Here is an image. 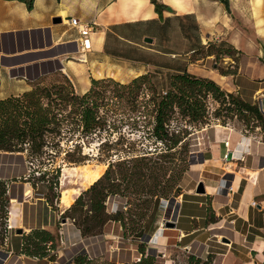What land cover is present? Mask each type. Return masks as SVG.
<instances>
[{
	"label": "trees",
	"instance_id": "1",
	"mask_svg": "<svg viewBox=\"0 0 264 264\" xmlns=\"http://www.w3.org/2000/svg\"><path fill=\"white\" fill-rule=\"evenodd\" d=\"M22 1L29 8L32 6V0ZM150 1L160 16L167 10L157 0ZM221 44L228 48L227 52L236 51L224 42ZM198 47L202 49L203 46ZM49 78L53 80L45 83ZM148 79V74L134 78L128 84H120L112 79H92L88 90L78 94L66 75L54 72L34 81L30 90L0 100V153L24 157L28 174L21 181L32 188L45 183V177L52 173L53 180L44 187L47 193L43 197L52 210L53 199H59L57 191L61 167L56 165L62 155L61 162L80 164L86 157L82 153L83 147L93 140L99 142L98 151L107 159L112 150L124 154L116 162L118 170L114 171V165L110 163L104 174L78 195L74 203L62 212L59 220L56 219L54 229L36 228L23 233L16 253L45 263L55 261L65 239L60 223L68 220L80 239L104 236L108 225H118L120 237L133 242L141 255L134 264H152V256L147 254L144 239L154 231L160 199L168 200L171 196L179 195V180L187 170V138L190 133L185 126L187 122H203L204 101L211 99L217 103L216 117L223 113L225 117H236L242 122L244 135L256 129L264 133V116L258 105L224 91L211 79L193 76L185 69L176 70L167 75L165 90L160 92ZM146 83L151 93L146 101L149 109L147 117L151 119L148 134L155 147L146 153L130 155L126 148L130 150L136 144L132 138L136 134L134 129L127 134L111 128L107 116L114 113L123 100L130 102L131 113H140L138 100ZM129 120L134 123L139 117H129ZM122 141L129 147L119 150ZM177 154L179 157H176ZM34 162L40 165L37 177H33L35 172L30 168ZM43 164L46 167H42ZM172 167L177 169V173L161 187L162 180ZM12 181L16 182V179ZM9 184V181L0 179V248L8 237L11 212ZM117 194L126 198V207L136 202L151 203L153 210L148 216L132 211L130 207L119 206L111 211L107 207V200ZM217 253L210 250L204 257L190 253L188 264H212L213 255ZM148 257H151L150 260ZM92 260L81 252L67 264H89Z\"/></svg>",
	"mask_w": 264,
	"mask_h": 264
},
{
	"label": "rangeland",
	"instance_id": "2",
	"mask_svg": "<svg viewBox=\"0 0 264 264\" xmlns=\"http://www.w3.org/2000/svg\"><path fill=\"white\" fill-rule=\"evenodd\" d=\"M256 15L258 17L259 14ZM190 28L191 25L187 23V29ZM192 41L193 39L187 37V47L185 48L178 41L174 42L172 46L163 44L152 47L154 48L153 50L159 52V54H152L153 56L146 58L151 61L153 67L136 71L118 68L110 69V71L109 69H105L103 70L104 72L101 71L95 74V76L101 77L105 74L108 77L102 79H112L120 84H128L132 79L148 74V81L157 87V92H160L161 90H165L168 74H173L176 70L185 69L193 76L213 80L224 91L237 94L248 103H256L258 105L259 100L264 99V90L254 93V87H258L254 83H261V88H264V39H238V47L240 49L238 52L233 50L232 52H227L228 48L221 43L224 42L228 47L231 45L226 41L217 39L216 41L212 40V42H208V45L203 46L202 49L194 46L193 48L196 50L194 53H182L183 50H191ZM252 41H255V45ZM142 46L150 48L146 43H142ZM168 48L170 50H179L181 52L179 54L180 56L167 55L165 52H168ZM77 57H79V54ZM52 80L53 78H49L45 83L48 84ZM74 87L81 94L79 92L81 91V87L78 85H74ZM149 97H151V93L146 83L138 100L140 103V113H131L130 102L123 100L121 106L115 109L114 113H108L107 116V122L111 128L120 129L127 134L134 129L136 134L132 138L136 144L130 150L126 148V151H129L128 153L130 155L146 153V151L155 147L148 134V131L151 129V119L147 117V111L149 109L146 101ZM204 104L205 119L203 122H187L185 126L187 132L190 133L187 138V170L179 180V195L176 197L171 196L168 200L160 199V204L155 213L154 231L152 235L144 239L148 247L147 254L152 256V259L150 260L151 257H148V260L152 261V264H188L189 254H199L202 249V246L199 243H195V240L199 234L205 232V229L203 227L202 229H198V227L203 226V223L206 224V221L211 223V229H218L225 225H221V223L228 220L227 216L224 215L225 213H221V211H217L218 213L215 212L217 207H227L226 212H228L227 209H233L235 211L237 207L236 193L239 191L242 194L244 187L248 184L247 179L255 176L247 170L262 167V165L258 164L252 165L250 159H247L245 162L243 159L248 154H259L256 152L262 148L260 143L264 142V134L256 129L248 133V135H244L242 132L244 126L236 117H225L223 113L216 117L214 112L218 108L217 103L211 99H206ZM134 116L139 117V120L133 123L129 120V117ZM227 137H229V146L225 147ZM98 145L99 142L93 140L90 144L83 147L82 153L86 157L80 164L74 165L61 162L63 155L57 160L56 166H60L61 170L57 191L59 199L58 201L53 199L54 210L50 209L46 204V200L43 199L47 193L44 187L53 180L52 173L45 177V183H39L34 188L29 184H24L21 181L22 177L16 179V182H13V179L9 181V185H12L14 189L15 187L17 190L21 188L19 190L20 193L18 192L19 194L15 197L16 203L21 208V211L26 213L31 212V208L33 209L35 221L31 224H36L40 227L46 219L50 226L48 229H54L56 219L59 220L62 212L67 209L60 202V197L63 192L72 194L74 203L78 195L90 186L88 185L85 188L81 186L85 183V174L88 170H95L98 166H104L105 172L110 163H113L114 171L118 170L119 167L116 166V162L124 154L112 150L109 152V155H111L110 158L107 159L99 153ZM247 145L250 147L246 148ZM121 147L125 148L129 147V145L125 141H122L118 149L120 150ZM176 157H179V154ZM12 161L16 167L18 164H21L16 159ZM24 164L27 169L25 161ZM44 165L42 167H46ZM173 167L162 180L161 187L166 184L169 178L171 179L173 174L177 173V169ZM30 168L32 172H35L33 177H37L36 173L39 171L40 165L34 162ZM27 174L28 170L25 176ZM234 182L238 184V191L235 185L233 186ZM249 182H253V179ZM14 183L16 184L14 185ZM201 186L203 187V192L198 193L201 191ZM17 190L15 189V191ZM230 190H233V192H230ZM74 192L76 194H73ZM257 193L258 190H255L254 194ZM242 198L245 200L247 196H243ZM230 200L231 202L229 204ZM125 202L126 198L121 196V194H117L108 198L107 207L109 210L114 211L119 206L126 207ZM258 204L257 199H252L249 202V209L258 212L256 210ZM211 205H214L212 208L215 210L211 209ZM18 207L14 208V212L19 210ZM129 207L132 211H137L146 216L153 210L151 203L138 204L136 202V204H132L126 208ZM259 210H262L261 206H259ZM251 213L246 223L242 226V229H237L238 233L242 236L234 233L231 228V230H226V226H223L225 227L224 232L211 230L212 240H216V243L209 242V246L207 249L205 247V250L218 251V254L213 255L212 264H241L236 257V253L242 251L241 249L236 250L238 247L237 244H241L240 239L244 237L248 238L251 234L250 229H253L252 231L256 233L257 231L255 229L264 228V223L258 224L254 221L255 219L251 217ZM195 215H197V220L189 219ZM222 215L224 217L222 222H220ZM232 216H235L234 212ZM232 216L228 215V217ZM11 219L13 220L14 218L11 217ZM8 224L11 228L10 231L14 232V230L19 229L17 221ZM169 224H173V227ZM191 228L194 231L187 234V229L191 230ZM60 229L62 230L61 233L65 235L64 243L68 244L73 241H80V238L77 236V231L73 228L70 221L65 220V223L61 221ZM258 233L256 235L257 237L259 236ZM262 233L264 235V230ZM90 239H95L97 243L93 244L98 245L99 243L101 247L97 246L95 252H91L93 256L91 259L93 260L89 264H134V262L141 258V255L137 252L136 245L120 237L118 225L116 224L108 225L104 236ZM253 240H261V243L259 246L254 247L257 252L251 251V256L249 255L251 257L250 264H264V257L261 254L264 241L262 239H256V237L251 239V241ZM84 242L89 243L90 240ZM7 244L9 245V243ZM5 247L7 246L4 244L0 248V264H5L4 261L7 258L6 254L4 256L2 255ZM205 250L201 252L203 257L206 254Z\"/></svg>",
	"mask_w": 264,
	"mask_h": 264
},
{
	"label": "crops",
	"instance_id": "3",
	"mask_svg": "<svg viewBox=\"0 0 264 264\" xmlns=\"http://www.w3.org/2000/svg\"><path fill=\"white\" fill-rule=\"evenodd\" d=\"M157 2L167 7L161 16L155 11L150 0H32L30 8L22 0H0V100L20 95L30 90V85L37 79L59 71L63 72L73 85L81 87L79 92L83 94L88 90L92 79L108 77L105 74L96 77L95 74L98 72L113 68L136 71L153 67L151 61L146 58L159 52L152 47L163 44L172 46L178 41L185 48L187 37L193 41L191 50L182 51L185 54L192 53L194 46H205L217 39L228 42L236 51L240 50L238 39H264V0H157ZM256 14H259L258 17ZM70 20L77 21L79 28L90 27L91 32L87 37H82L77 27L68 24ZM187 23L191 25L189 33ZM83 39H89L90 42V49L82 52L84 57L81 58H85L84 62L79 60L81 54L78 51ZM145 39H152V43H146ZM254 42L252 41L255 45ZM142 43H146L150 48L143 47ZM168 49L167 55L181 54L179 50ZM254 84L258 86L254 87V93L264 90L261 83ZM256 153L259 154H248L243 159L244 162L250 159L252 165L258 164L262 167L247 170L255 176L247 179L248 184L242 194L238 191L237 182L233 184L238 191L236 210L227 209L226 212L227 207L219 206L215 211L225 213L228 220L222 222L224 217L222 215L221 225L225 224L223 226H226V230L232 229L237 235L240 234L237 229H242L250 212L254 221L258 224L264 223V148ZM14 159L21 164L16 167L12 161ZM26 173L22 155L0 153V179L11 181L24 177ZM251 179L253 182H249ZM12 188L13 186L9 185L11 212L8 223L17 221L23 233L36 228L48 229L50 226L46 219L40 227L31 224L35 221L33 209L31 208V212H22L16 203V196L11 194ZM19 190L21 188L17 190V194L20 193ZM255 190H258L257 194H254ZM243 196L247 198L244 200ZM252 199H257L259 203L256 209L258 212L249 209V202ZM230 202L231 200L229 204ZM212 206L214 205H211V209L215 210ZM259 206L262 210H259ZM15 207L19 209L16 212ZM233 212L235 216H232ZM196 216L189 219L197 220ZM203 224L198 229L203 227L205 232L199 234L195 240V243L202 246L201 252L205 247L207 249L209 242L216 243V240H212L211 230L225 231L223 226L211 229V223L206 221V224ZM16 230L8 231L5 243L7 247L2 251L3 256L7 255L5 264H67L81 252L92 258L91 252H95L97 246L101 247L99 243L93 244L97 243L95 239H80L68 244L63 242L56 260L45 263L16 253L21 245V235L17 236ZM252 230L250 229L251 234L248 238L240 239L241 244L237 242L236 250L242 251H238L236 257L241 264H250L251 251L257 252L254 247L261 243V240L251 239L256 237L264 241L262 233L264 228L255 229L256 233ZM191 231L194 230L187 229V234ZM88 240L89 243L84 242ZM201 252L196 255L203 257ZM263 252L264 246L261 249L264 257Z\"/></svg>",
	"mask_w": 264,
	"mask_h": 264
},
{
	"label": "bare ground",
	"instance_id": "4",
	"mask_svg": "<svg viewBox=\"0 0 264 264\" xmlns=\"http://www.w3.org/2000/svg\"><path fill=\"white\" fill-rule=\"evenodd\" d=\"M115 69V68H114ZM110 71V69H109ZM112 71V70H111ZM115 71V70H114ZM101 72V71H100ZM99 73V72H98ZM113 74V72H112ZM115 77V76H114ZM105 167L104 166H98L95 170H88L85 174V183H83V185H81L82 187L84 186L87 187L88 185H92L95 181H97L101 175L104 173ZM83 173V172H82ZM81 173V174H82ZM17 189V188H16ZM14 191V192H13ZM76 191V190H75ZM232 190H230L231 192ZM11 194L13 196H17V191H15L14 188H12L11 190ZM73 194H76V192H74ZM60 202L61 204L65 205L67 208L70 207L73 203V196L72 194H67L66 192H63L61 194L60 197Z\"/></svg>",
	"mask_w": 264,
	"mask_h": 264
},
{
	"label": "built area",
	"instance_id": "5",
	"mask_svg": "<svg viewBox=\"0 0 264 264\" xmlns=\"http://www.w3.org/2000/svg\"><path fill=\"white\" fill-rule=\"evenodd\" d=\"M68 24L69 25H71V26H74V27H77L78 28V31L80 32V35L82 36V37H87L88 36V34L91 32V28L90 27H80L79 28V24H78V22L77 21H75V20H70L69 22H68ZM90 49V42H89V39H83L81 42H80V44H79V52H80V54H81V56H80V61H85V58H81V57H84L83 56V54H82V52H84V51H88ZM228 139H229V137H227V139H226V143H225V147H228L229 146V142H228ZM245 139V138H244ZM261 144V146L264 148V142H262V143H260ZM247 147H250L249 145H247L246 146V148ZM10 226H8V231H10Z\"/></svg>",
	"mask_w": 264,
	"mask_h": 264
},
{
	"label": "water",
	"instance_id": "6",
	"mask_svg": "<svg viewBox=\"0 0 264 264\" xmlns=\"http://www.w3.org/2000/svg\"><path fill=\"white\" fill-rule=\"evenodd\" d=\"M144 41H145L146 43H152V39H145ZM258 107H259V111H260L261 114L264 116V99L259 100V102H258ZM202 188H203V187L201 186V187H200L201 191L198 192V193H202V192H203V189H202ZM62 223H65V220H63ZM169 225H170L171 227H173V224H169ZM15 234H16L17 236H20V235L23 234V230H22V229H17V230L15 231Z\"/></svg>",
	"mask_w": 264,
	"mask_h": 264
}]
</instances>
